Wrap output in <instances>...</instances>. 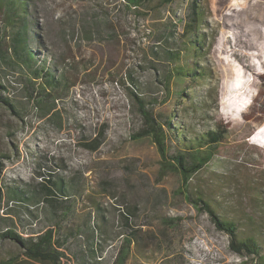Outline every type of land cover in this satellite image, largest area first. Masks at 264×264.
<instances>
[{
  "label": "rangeland",
  "instance_id": "1",
  "mask_svg": "<svg viewBox=\"0 0 264 264\" xmlns=\"http://www.w3.org/2000/svg\"><path fill=\"white\" fill-rule=\"evenodd\" d=\"M192 3L33 0L31 14L44 43L35 46L41 56L48 54L66 67L69 89L57 101L60 115L55 120L42 118L32 106L24 118H15L0 106V186L33 180L39 160L70 176L81 175L86 193L100 192L96 198L108 220L99 264H117L120 212L130 205L137 206L134 220L144 245L132 246L126 264H253L231 250L228 235L186 194L203 195L226 217L254 220L264 229V103L253 100L264 70V0H198L205 17V47L199 56L191 51L168 59L161 46L174 50L184 42ZM183 65L198 67L201 74L175 75L165 91L159 76ZM127 70L142 89L158 97L156 111L172 115L190 137L225 130L217 153L192 177L189 189L178 172L163 168L151 137L132 139L141 121L120 81ZM252 101L256 113L246 118L242 112ZM258 128L262 137L254 134ZM96 136L102 144L91 151L85 144ZM176 143L173 136L172 150ZM86 193L78 216L68 224L88 213ZM19 231L25 234V227ZM73 242L66 250L72 259L78 248ZM21 252L13 241H0V264H9L18 253L10 264H43Z\"/></svg>",
  "mask_w": 264,
  "mask_h": 264
},
{
  "label": "trees",
  "instance_id": "2",
  "mask_svg": "<svg viewBox=\"0 0 264 264\" xmlns=\"http://www.w3.org/2000/svg\"><path fill=\"white\" fill-rule=\"evenodd\" d=\"M126 1L139 5L145 0ZM172 1L163 0V3ZM32 4L33 0H0V20L4 25V28H0V106L15 118H24L27 107L32 106L42 118L55 120L60 115L57 101L63 91L69 89V78L64 65L53 62L52 56L48 54L41 56L36 48V43L39 47H44V43L39 22L31 14ZM204 19L198 0H193L189 19L183 27L184 42L174 50L161 46L166 58L180 59L185 52L191 51L196 56L200 55L207 43L202 29ZM170 33L173 36L175 32L171 30ZM199 71L198 67L183 65L161 74L158 80L165 91H170L175 75L185 74L196 78L201 74ZM258 75L262 84L253 100L264 103V70ZM120 81L126 84L141 121V129L132 135V139L151 137L161 155L163 168L178 172L183 185L189 189L192 177L217 153L225 130L209 129L202 135L190 137L184 130L178 129L172 115L156 111L158 97L142 89L139 86L141 81L131 70L124 72ZM254 109L255 102L252 101L248 110L242 113L249 118L256 113ZM223 115L230 118L228 113ZM173 136L177 141L174 150L170 145ZM101 144L102 138L96 136L85 147L96 151ZM39 168L33 180L3 183L0 186V210L3 209V212L0 211V241H13L21 248L22 255L43 264L101 263L102 259L98 257L105 250L101 241L107 235L108 220L96 198L100 192L91 190L86 193L81 175L70 176L58 171L53 164L40 160ZM102 190L108 192L109 188L103 185ZM84 193L91 203L88 213L81 214L80 222L68 224L72 217L78 216L79 201ZM186 199L206 212L216 228L228 235L233 252L249 257L252 263L258 260V264H261L264 260V229L259 224L254 220L226 217L210 199L203 195H192L189 190ZM120 216L122 242L115 260L117 264H126L132 246L143 247L144 235L140 227L135 225L137 206H128L120 212ZM43 222L46 224L42 228L38 227ZM21 226L25 227L26 235L19 231ZM71 242L78 244L73 259L66 254ZM19 254L10 257L7 262H15Z\"/></svg>",
  "mask_w": 264,
  "mask_h": 264
},
{
  "label": "water",
  "instance_id": "3",
  "mask_svg": "<svg viewBox=\"0 0 264 264\" xmlns=\"http://www.w3.org/2000/svg\"><path fill=\"white\" fill-rule=\"evenodd\" d=\"M253 264H258V260H255V261L253 262Z\"/></svg>",
  "mask_w": 264,
  "mask_h": 264
}]
</instances>
